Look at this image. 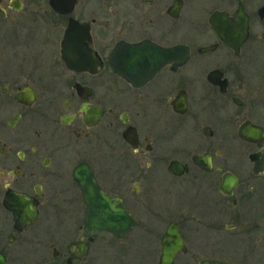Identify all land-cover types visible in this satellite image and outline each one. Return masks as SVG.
<instances>
[{
    "label": "flooded vegetation",
    "instance_id": "obj_1",
    "mask_svg": "<svg viewBox=\"0 0 264 264\" xmlns=\"http://www.w3.org/2000/svg\"><path fill=\"white\" fill-rule=\"evenodd\" d=\"M145 41L176 50L132 82L113 52ZM86 196L134 226L88 230ZM171 226L185 247L173 264H264V0H0L7 264L87 250L74 264L102 237L160 264ZM229 238L239 252L224 257Z\"/></svg>",
    "mask_w": 264,
    "mask_h": 264
},
{
    "label": "water",
    "instance_id": "obj_2",
    "mask_svg": "<svg viewBox=\"0 0 264 264\" xmlns=\"http://www.w3.org/2000/svg\"><path fill=\"white\" fill-rule=\"evenodd\" d=\"M73 4H75L73 2ZM55 5V4H54ZM76 23V21H74ZM233 29L229 27L228 38L232 37ZM236 31V30H235ZM247 24L244 29L243 34H239L240 39H245L247 36ZM148 50V51H146ZM175 48H164L159 45H155L151 42L145 41L138 44H129L121 42L117 45L113 52V60L111 64L114 65L116 71L119 74H122L124 77L128 78L132 82L140 83L146 81L150 78L155 71L158 70L162 64L167 61L165 57H169L175 53ZM146 55H149L147 60ZM161 58L156 66L149 67L147 69L146 64H153V60L156 58ZM164 60V61H163ZM77 64H72L75 67ZM90 65V64H89ZM89 65H86L80 69H88ZM78 66V65H77ZM79 169L75 171L76 179H80ZM83 189H86L87 192H93V189L85 187V183L82 184ZM95 190V189H94ZM87 204V227L90 231H98L99 229H107L112 233L122 236L128 232L133 227L135 222L130 219V215L124 210L123 207H118L117 211L114 212L112 209L104 208V206L99 205L92 197L86 196ZM112 206V205H111ZM184 237L178 232L177 227L171 226L162 239L163 253L161 256L160 264H173L176 258L177 253L180 249H185L183 246ZM87 250L83 251L80 254H73L69 260L68 264L72 263L73 257H83L86 255ZM0 264H7L6 257L3 254H0ZM46 264H63L59 260H52ZM202 264H233L228 261H215V260H204Z\"/></svg>",
    "mask_w": 264,
    "mask_h": 264
},
{
    "label": "rangeland",
    "instance_id": "obj_3",
    "mask_svg": "<svg viewBox=\"0 0 264 264\" xmlns=\"http://www.w3.org/2000/svg\"><path fill=\"white\" fill-rule=\"evenodd\" d=\"M75 241V239H67L66 242ZM122 245H118L117 240L109 238H97L95 244L92 246L91 253L84 260H77L74 264H133V256L127 253L126 241L122 240ZM224 257L238 255L239 249L236 240L224 239ZM63 251H69L67 248H62ZM9 264H46L53 259L52 250L45 254H22L11 255ZM183 261L180 264H183Z\"/></svg>",
    "mask_w": 264,
    "mask_h": 264
}]
</instances>
